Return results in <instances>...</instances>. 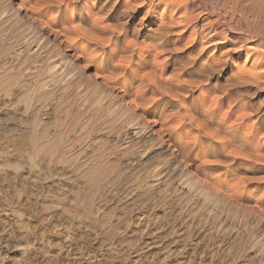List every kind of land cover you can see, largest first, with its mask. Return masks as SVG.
<instances>
[{
    "label": "bare ground",
    "instance_id": "1",
    "mask_svg": "<svg viewBox=\"0 0 264 264\" xmlns=\"http://www.w3.org/2000/svg\"><path fill=\"white\" fill-rule=\"evenodd\" d=\"M16 1L17 8L24 12L27 24L23 28L21 24L18 33L4 30L7 12L5 14L0 9L4 12H0V47L4 48L0 50L1 93L11 95L15 87L19 89V79L32 78L37 81L34 88L38 92L41 90L52 94L55 89L80 83L82 71L93 68L92 77L94 85L97 83L95 87L98 92L94 91L97 94L91 103L85 101V109L80 106L71 115V136L66 135L67 143L72 141L71 149L60 150L56 142L47 143L48 132L38 134L41 135L37 139L40 144L35 139L37 135H28L33 147L31 153L35 155L31 156L32 160L42 152L40 163L44 166L47 164L46 167L64 158L68 151L76 155L72 159L74 164L78 162V155H87V160L84 159L86 163L78 162L80 165L76 167H84L87 186L83 190L85 193L87 189V193L82 198L86 203L81 208H84V214L94 213H91L92 192L102 185L106 187L112 174L117 172L118 177L120 171L133 169L134 165L140 164L141 154L145 151L140 150V146L146 145L149 140L159 152L166 147L170 152L169 160L152 166L149 173L145 168V176L136 180V187L146 190L145 193L147 190L158 193L172 190L179 194L195 191L206 202L247 204V216L255 225H262L260 232L264 235V55L259 60L250 62L247 59L241 61L240 65L237 63L242 55L252 57L255 52L247 49L248 44L258 42L257 49L264 47V0ZM12 16L14 19L15 15ZM11 25L4 27L13 29ZM45 32L47 37L43 35ZM49 35L53 37L52 41ZM228 37L231 41L227 40ZM65 51L71 55L65 56ZM88 82L91 85V80ZM114 92L118 96L113 95ZM39 94L38 97L43 95ZM27 99L29 101L31 98ZM3 101L9 104L8 99ZM16 101L12 100V103ZM151 134L155 135V139H150ZM59 137L58 140L63 139ZM18 144L15 147L18 148ZM18 150L21 152V149ZM14 153L18 157V151ZM20 160L12 166V162L3 163L6 168L13 169L21 163ZM122 160H125L123 166L119 163ZM66 163L67 167L72 166V163ZM19 223L16 222L19 226L23 225ZM254 233V238H257V228Z\"/></svg>",
    "mask_w": 264,
    "mask_h": 264
},
{
    "label": "rangeland",
    "instance_id": "2",
    "mask_svg": "<svg viewBox=\"0 0 264 264\" xmlns=\"http://www.w3.org/2000/svg\"><path fill=\"white\" fill-rule=\"evenodd\" d=\"M4 1L5 0H0V9L2 11L4 10L5 14L7 12L5 17L7 22L5 21V24H3V29L6 31L8 29L10 33H18L21 30V24L22 28L25 23L27 24V19L25 18V15L23 16L24 12L21 8V10L17 8L16 0ZM4 7L7 9L6 11ZM14 8L15 11L17 10L16 12L13 11ZM1 10L0 12H2ZM10 10H12L14 14ZM2 13H0V15ZM12 15H15L14 19L17 18L16 20L18 21V24L16 20L11 18L13 17ZM7 17L9 19L11 18V20L8 21L9 19ZM10 23L14 24L11 25ZM8 25H11V27L13 26V29L10 28V26V29L4 27H8ZM14 29L16 30L14 31ZM45 33L43 35L47 37V33ZM48 38L50 41L53 40V37L50 35ZM227 40L231 41L229 37ZM256 45H259V43L254 42L247 45V49L250 52H255H253L252 57H250V55H242L241 60L237 59V63L239 65L241 64V61L247 59L250 62L255 59H262V56L264 55V47L261 46L260 49H257ZM3 49V47H0L1 51ZM64 54L65 56L66 54L69 56L71 55L66 51ZM82 73V79H80V83L78 82L81 86V90H79V84L74 83L75 86L74 84H69L71 86L68 85L66 86L67 88H59L63 90V92L59 89H55L51 92L52 94H50V92H42L40 90L41 92L39 91V94L38 90L35 89L37 81L32 78H28L29 80L25 78L24 80L19 79L17 81V83L20 82L19 89L17 88L19 91L16 90V87L14 89L15 91H12L11 95H7L4 92L3 94L1 93L2 91H0V264H264V235L260 232L262 230V225H255L249 216H247V211L249 212L245 206L247 204H220L218 202H206L201 197L200 193L195 191L179 194L176 192L173 193L172 190V192L168 190L166 193L165 191L158 193V191L147 190L148 193H145L146 190L142 189L144 190L142 192L140 187H136V180L138 181V178L141 179L145 174L144 172L149 170L146 172L149 173L156 164L169 160L170 152L166 149V147H164V149L162 148V151L159 152L157 151V147L153 146L154 143H150L149 140L146 141V145H141V149H139H143L145 151L142 150V158L141 160L139 159L140 164L138 163L133 166L135 171H133L131 167L126 170L127 173L126 171H120L118 173V177L117 172L115 173L114 171L116 176H113L115 174L111 175V181L105 184L106 187L102 185L101 188L92 192V209L94 210L91 211V213L94 212L92 215H88L86 213L84 214V208L83 210L81 209L83 207V203L86 204L82 198L85 193H87V189L84 193L85 187L87 188V186L85 185L83 175L84 167H82V169L81 167L78 169L76 168L77 165L86 163L84 161L87 160V155H78L77 158H79L77 161L80 162V164L78 162L74 164L73 160L76 155L74 156V152L68 151L64 158H60L61 162H59L60 159H58L59 161L51 162V165L49 163L48 167H46L47 164L44 166L40 163L42 152L38 155L39 157L36 156L37 160H32L31 156L35 157V155L31 153V150L33 151V147H31L30 137L32 136L35 137L37 135V138L35 137L37 140L42 134L48 132L49 134L46 133L47 143L49 142V144H54L56 142V146H59L60 150L62 148V150H65L72 147V141L67 143L66 140L67 136H71L69 135L71 134L69 128H71L70 125L72 124L74 111L79 110L80 106L81 109H85V106L83 105L86 102L88 103L93 100L97 94L95 92H98L95 87L97 83L94 85V77H92L93 68L84 69ZM90 80L92 86L88 82ZM23 81H25L24 84L26 86L31 84L28 86L30 87L29 89L23 85ZM83 84H86L88 87L86 85L83 87ZM76 87H78V89H76ZM92 87H94V90ZM68 88L69 90H67ZM26 89L28 94L30 92V97L26 94ZM14 93L15 96H13ZM38 94L43 95L39 96V98ZM17 95L20 99L22 96L23 99L20 100L17 98ZM61 95L63 97H61ZM92 95L93 97L90 98ZM113 95L118 96V93L114 92ZM6 96L10 97L8 98ZM64 96H66V98ZM25 97L31 99L28 101ZM51 97L53 99L55 98V100L57 98L58 99L55 101ZM48 98H50V100ZM7 99L9 100V104H7L8 101H3ZM16 99H18V101H16ZM41 99H44V102ZM87 99L89 100L87 101ZM12 100L16 102L12 103ZM35 102L39 103V105H36ZM34 104L37 107H35ZM44 104L47 105L45 106ZM11 105L13 107H10ZM30 106H32L31 108L33 111L35 109L36 110L32 112ZM38 108L41 109V111ZM54 108L55 110L53 111ZM10 111H14V114ZM24 111L26 113H24ZM33 115L35 116V119ZM36 120L39 121L37 122ZM41 121H43V123ZM56 122L60 124H57ZM63 122H65V124H63ZM41 124L43 126H41ZM29 126L32 127V129ZM38 126L40 127L39 129ZM26 127L28 129H26ZM36 129L38 131H36ZM44 129H46V131ZM59 129L62 130L60 131ZM40 133L41 135L38 136ZM153 134H151L150 139H155V135ZM28 135H30V137ZM21 136L23 137L20 138ZM61 136L63 139H61ZM58 137L61 140H58ZM15 139H17L16 141L19 143L18 148L21 149V152L17 147H15L17 144ZM38 142L37 143L40 144V141ZM20 143H22L21 148ZM133 144H136V142H133ZM83 145L82 150H84ZM13 146L17 149L15 150ZM23 146L25 147L23 148ZM143 146L144 148H142ZM13 150H15L14 152L16 153L18 151V157L16 156L17 154L15 155V153L12 152ZM14 155L17 159L13 157ZM8 156H11V158L8 159ZM18 158L23 159L20 160ZM19 160L21 163L16 165L17 168L12 169L4 166L5 162H12V166V164L15 165L16 162L18 163ZM23 160L25 161L22 162ZM110 160L112 161V159ZM147 160L148 162L145 164ZM122 161L119 162L121 166H123L122 164H124L125 160ZM35 163L38 165L36 166ZM65 163L67 165L72 163V166L69 165L68 168ZM59 164L61 167H59ZM52 165L55 166L52 167ZM1 168L3 170L7 169V171H3ZM40 168H42V170H39ZM186 168L190 171L188 167ZM16 169H19V172L16 171ZM120 173L123 174L121 175ZM119 174L121 175L120 177ZM77 176H80L81 179ZM77 178L81 182L76 180ZM108 183L110 185H108ZM175 183L176 181L174 184ZM79 185H81V187H79ZM82 186L84 188H82ZM154 192L156 193L154 194ZM151 193L152 195H150ZM143 194L146 195V198ZM143 196L144 198H142ZM159 197L161 199L160 201H158ZM163 198L164 200H162ZM74 199H76L77 202ZM79 204L82 205L79 206ZM51 205H53L52 208L55 211L58 208V212H55L51 208ZM60 208H62L65 213L62 212ZM18 216L21 221L18 220ZM88 216L92 217V219ZM16 222L23 225L19 226ZM256 228L258 229V237L254 238V231H256Z\"/></svg>",
    "mask_w": 264,
    "mask_h": 264
},
{
    "label": "snow or ice",
    "instance_id": "3",
    "mask_svg": "<svg viewBox=\"0 0 264 264\" xmlns=\"http://www.w3.org/2000/svg\"><path fill=\"white\" fill-rule=\"evenodd\" d=\"M17 254H19V253H17Z\"/></svg>",
    "mask_w": 264,
    "mask_h": 264
}]
</instances>
